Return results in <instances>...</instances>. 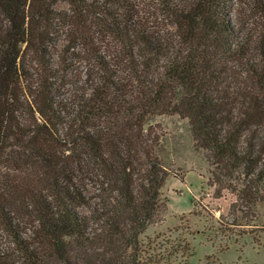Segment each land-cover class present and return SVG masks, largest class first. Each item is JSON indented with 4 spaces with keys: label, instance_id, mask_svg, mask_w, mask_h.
<instances>
[{
    "label": "trees",
    "instance_id": "trees-1",
    "mask_svg": "<svg viewBox=\"0 0 264 264\" xmlns=\"http://www.w3.org/2000/svg\"><path fill=\"white\" fill-rule=\"evenodd\" d=\"M232 7L0 0V264H145L141 235L166 210L170 175L162 134L145 127L153 115L187 118L214 196L236 195L231 224L252 214L264 200V23L242 31ZM54 34L90 64L72 102L48 80ZM29 59L42 66L37 85L25 84Z\"/></svg>",
    "mask_w": 264,
    "mask_h": 264
},
{
    "label": "rangeland",
    "instance_id": "rangeland-1",
    "mask_svg": "<svg viewBox=\"0 0 264 264\" xmlns=\"http://www.w3.org/2000/svg\"><path fill=\"white\" fill-rule=\"evenodd\" d=\"M255 2L233 0L230 13L237 27L257 36L264 19ZM66 8L64 1L55 5L57 11ZM168 29L174 31L173 26ZM53 38L57 44L52 50L51 64L58 72H53L48 80L58 101L72 102L76 89L86 87L84 72L90 64L82 54L80 59L76 54L64 53L63 35L54 34ZM41 67L37 61L26 62L27 75L32 77L25 84L42 82L38 76ZM148 126L162 134L157 154L170 175L160 197L166 210L141 235L145 264H264V200L253 207L252 214L241 225L231 224L233 217L228 213L236 195L230 188L224 189L220 197L214 196L215 187L209 184L210 154L195 148L188 119L178 114L153 115L145 122V127ZM73 166L78 179L92 192L85 173L76 163ZM230 183L231 187L236 184Z\"/></svg>",
    "mask_w": 264,
    "mask_h": 264
},
{
    "label": "crops",
    "instance_id": "crops-1",
    "mask_svg": "<svg viewBox=\"0 0 264 264\" xmlns=\"http://www.w3.org/2000/svg\"><path fill=\"white\" fill-rule=\"evenodd\" d=\"M189 174H190V172H188V174H186V177H187ZM186 180H187V179L185 178V183H187ZM186 185H187V184H186Z\"/></svg>",
    "mask_w": 264,
    "mask_h": 264
}]
</instances>
